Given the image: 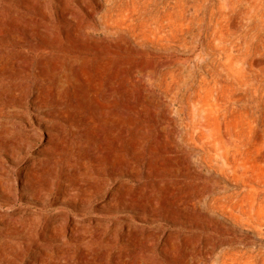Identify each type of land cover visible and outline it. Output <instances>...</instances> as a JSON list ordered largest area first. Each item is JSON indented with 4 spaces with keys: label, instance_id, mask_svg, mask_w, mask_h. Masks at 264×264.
Listing matches in <instances>:
<instances>
[{
    "label": "rangeland",
    "instance_id": "374dc122",
    "mask_svg": "<svg viewBox=\"0 0 264 264\" xmlns=\"http://www.w3.org/2000/svg\"><path fill=\"white\" fill-rule=\"evenodd\" d=\"M22 1L0 0V264H264V0H169L167 51L124 32L42 69V105Z\"/></svg>",
    "mask_w": 264,
    "mask_h": 264
},
{
    "label": "bare ground",
    "instance_id": "6f19581e",
    "mask_svg": "<svg viewBox=\"0 0 264 264\" xmlns=\"http://www.w3.org/2000/svg\"><path fill=\"white\" fill-rule=\"evenodd\" d=\"M128 2L129 7L125 8L124 0H23L19 4L22 15L12 22L11 36L22 41L25 55L23 72L33 79L28 100L39 105L45 103L37 93L45 79L42 69L50 75L46 77L61 81L67 76L64 71L78 62L94 60L104 63L111 60L121 53L120 44L111 48L107 41H114L115 36L124 35V32L132 39L149 43L154 49L167 51L170 40L169 0H161L148 8L144 16L140 14L138 0ZM169 67L165 60L145 75L164 80L170 74ZM73 72L77 79L82 78L81 73ZM46 115L49 113L46 112ZM174 136L175 142L183 140L195 144L201 135L188 129Z\"/></svg>",
    "mask_w": 264,
    "mask_h": 264
}]
</instances>
